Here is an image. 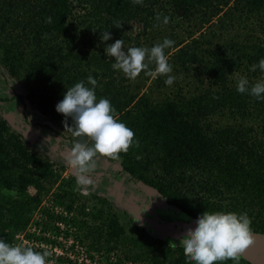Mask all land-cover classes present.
<instances>
[{
  "label": "trees",
  "instance_id": "1",
  "mask_svg": "<svg viewBox=\"0 0 264 264\" xmlns=\"http://www.w3.org/2000/svg\"><path fill=\"white\" fill-rule=\"evenodd\" d=\"M75 7L83 14L76 15ZM166 12L202 16L206 22L217 18L220 28L248 33L225 40L221 34L222 43L215 48L212 37L206 41L190 37L188 43L173 45L168 62L186 77L193 72L194 86L188 97L181 89L174 98L153 102L146 94L139 97L126 91L120 72L117 83L114 61L104 49L117 39L124 47L135 43ZM108 31L112 39L105 42ZM261 58L264 0H0V65L25 90L11 100L39 108L73 133L71 118L58 113L56 104L67 88L81 80L87 83L92 75L98 81L97 98L111 101L116 118L139 141L117 159L128 183L154 191L164 209L192 220L206 210L246 212L252 235L264 237V100L236 90L241 75L250 83L264 79L259 68L252 70ZM217 115L229 122L214 124ZM76 140L92 143L88 137ZM59 179L49 159L28 149L21 134L0 116V238L15 245V236ZM71 197L69 190L53 192V200L68 210L74 204ZM78 211L86 215L84 206ZM87 215L103 220L102 211ZM79 228L85 231L81 240L91 239L92 249L104 245L116 250L127 239L111 213L101 226L91 228L87 221H79ZM142 231L136 227V236L128 238L130 251L136 252L125 253V258L146 264H194L180 246L143 242ZM238 264L249 263L240 257Z\"/></svg>",
  "mask_w": 264,
  "mask_h": 264
},
{
  "label": "rangeland",
  "instance_id": "2",
  "mask_svg": "<svg viewBox=\"0 0 264 264\" xmlns=\"http://www.w3.org/2000/svg\"><path fill=\"white\" fill-rule=\"evenodd\" d=\"M79 12L78 8L74 11L76 15L83 14V12ZM161 17L160 22L154 29L148 30L145 36L140 37L135 43L125 48L133 46L151 47L157 42H162L165 37L174 40L175 44L180 41L185 44L193 38L206 41L212 37L210 39L213 42L211 48H215L216 44L221 45L222 43L218 39L221 34L225 40L233 38L237 34L248 33L246 30L236 28L230 31L224 27L220 28L217 18H214L211 22H206V18L203 20L202 16L182 17L174 15L172 12L161 13ZM164 17L168 18L167 24L163 23ZM135 26L136 31L140 32L142 26L138 24ZM190 37L191 39H189ZM170 49L165 50L167 56L174 52ZM112 59L115 63V58L112 57ZM150 67L154 69L155 64L152 63ZM172 68V74L176 76V79L171 86H165L166 75H148L145 74V71H142L135 79H128L119 70H116L115 76L118 75V84L119 72L125 78L123 86L126 91L139 97L146 94L153 102L174 98L181 89L180 93L188 97L189 90H192L196 80L192 79L194 73L191 72L193 75L190 74L191 77L189 78L178 67L172 66ZM24 93L22 82L11 78L0 65V116L13 131H16L14 128L21 131H17V133L22 134L21 136L28 149L38 152L41 157H47L55 171L60 173V179L51 191L64 192L69 190L76 210L84 206L88 208L89 213L102 211V221L88 217L90 221H88V226L91 228L101 226V223H104L106 219V214L119 210V215L116 214V217L119 224L124 228L127 238L123 248L117 249L122 257H125V253L129 255L128 253L132 249V244H130L128 238L136 236V227L144 228V231L140 233L143 242L144 240L163 241L171 246H173L172 244L179 246L180 240L186 234L187 227L194 225L196 220L189 219L182 213L172 211L169 208L168 210L164 209L154 191L128 183L125 176L120 174L119 160L111 162L103 156H97L96 173L93 176L94 188H92V185L77 186L75 175L64 161V157L69 154L75 138L73 133L70 129L43 115L39 108L30 106L29 103L24 106L23 103L17 100H11L14 95ZM212 120L217 125L229 122L227 117L221 115H217ZM69 136H71V139H69ZM30 191L33 192L34 189H30ZM96 193L99 195H95V197L93 194ZM106 202L111 204L112 209L108 206L104 210ZM32 218L33 215L27 225H29ZM252 238V244L240 254V257L249 264L253 263L247 259L258 260V264H264V237L252 235ZM257 239H259V242ZM18 241L20 242L19 239ZM135 252V250H132L130 254Z\"/></svg>",
  "mask_w": 264,
  "mask_h": 264
},
{
  "label": "clouds",
  "instance_id": "3",
  "mask_svg": "<svg viewBox=\"0 0 264 264\" xmlns=\"http://www.w3.org/2000/svg\"><path fill=\"white\" fill-rule=\"evenodd\" d=\"M142 3V0H134ZM159 20L160 18L157 17ZM51 22V17L47 18ZM168 23V18H163ZM112 39L111 33H104L105 42ZM175 41L165 37L151 47H124L122 39L107 43L106 56L114 57V70L122 71L128 79H135L142 71L148 75H166L165 84L171 86L176 79L173 68L168 62L166 49ZM154 63L155 68L150 65ZM264 73V58L252 65V70ZM90 85V86H89ZM98 81L92 76L87 83L81 80L67 88L63 99L56 104V111L72 120L71 128L75 137H88L92 143L76 140L64 157L66 166L76 177L77 186L94 185L96 157L98 155L117 160L120 153H127L134 140L135 133L123 121L116 118V109L108 98H97ZM239 93H248L257 100H264V79L250 83L241 75L237 81ZM251 218L244 213L234 211H204L198 214L194 225L186 229L179 246L184 249L185 258L194 264H214L232 259L238 264L240 254L252 244ZM176 246L175 244H172ZM51 252L37 251L32 247L12 245L0 238V264H53Z\"/></svg>",
  "mask_w": 264,
  "mask_h": 264
},
{
  "label": "built area",
  "instance_id": "4",
  "mask_svg": "<svg viewBox=\"0 0 264 264\" xmlns=\"http://www.w3.org/2000/svg\"><path fill=\"white\" fill-rule=\"evenodd\" d=\"M53 192L43 197L29 225L15 236V245L49 251L53 264H146L122 257L117 249L104 245L90 248L91 239L81 240L85 231L79 228V221H89L88 208L83 216L74 206L68 210L53 200Z\"/></svg>",
  "mask_w": 264,
  "mask_h": 264
},
{
  "label": "flooded vegetation",
  "instance_id": "5",
  "mask_svg": "<svg viewBox=\"0 0 264 264\" xmlns=\"http://www.w3.org/2000/svg\"><path fill=\"white\" fill-rule=\"evenodd\" d=\"M92 188H94V185H92ZM93 195L98 196L99 194L96 193V194H93ZM100 196H101V195H100ZM100 199L103 200L102 198H100ZM107 204H108L107 202L104 204V205H105L104 210H105V208L107 209L108 206H110L111 209H112L111 204H108V205H107ZM111 214H114V215L118 214V215H119V210H115L114 213H111ZM106 216H107V214H106Z\"/></svg>",
  "mask_w": 264,
  "mask_h": 264
},
{
  "label": "water",
  "instance_id": "6",
  "mask_svg": "<svg viewBox=\"0 0 264 264\" xmlns=\"http://www.w3.org/2000/svg\"><path fill=\"white\" fill-rule=\"evenodd\" d=\"M15 130H16V132L18 131H20L19 129H17V128H14ZM21 132V131H20ZM22 135V134H21ZM148 190H150V189H148ZM258 250H259V248H258ZM249 262H251V263H253V264H258V260L257 261H252V260H250V259H247Z\"/></svg>",
  "mask_w": 264,
  "mask_h": 264
}]
</instances>
